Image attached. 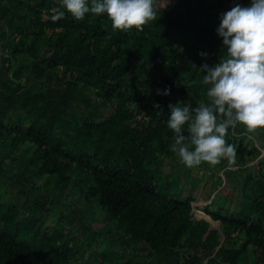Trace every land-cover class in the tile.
Masks as SVG:
<instances>
[{
	"label": "trees",
	"instance_id": "obj_1",
	"mask_svg": "<svg viewBox=\"0 0 264 264\" xmlns=\"http://www.w3.org/2000/svg\"><path fill=\"white\" fill-rule=\"evenodd\" d=\"M192 1L156 0L157 20L125 33L106 14L54 21L58 0H0V178L26 181L9 174L2 158L27 150L25 175L36 169L54 176L60 190L85 194L92 212L85 233L103 214L108 235L115 231L122 248L144 254L120 262L102 251L95 264H264V130L229 129L231 171L227 160L187 168L223 171L225 186L239 189L242 200L217 211L194 203L195 214L194 200L176 198L172 183L156 182L147 165L155 143L173 153L168 105L207 103L193 64L212 66L225 55L216 31L225 6L201 11ZM256 144L263 155L247 167ZM35 189L20 204L0 203V264H81L66 229L37 215L49 201L38 194L32 202Z\"/></svg>",
	"mask_w": 264,
	"mask_h": 264
},
{
	"label": "clouds",
	"instance_id": "obj_2",
	"mask_svg": "<svg viewBox=\"0 0 264 264\" xmlns=\"http://www.w3.org/2000/svg\"><path fill=\"white\" fill-rule=\"evenodd\" d=\"M52 19H63L66 13L76 20L86 14H106L114 31H143L156 21V0H58ZM217 34L222 37L225 55L210 66L203 63L194 69L203 73L207 103L193 107L190 102L169 104L167 127L174 134L171 150L189 169L207 163L215 167L227 160L236 163V149L227 143L229 129L238 125L247 133L264 130V0H251L249 6L236 3L221 14ZM206 56V53H201ZM157 94H161L158 89ZM163 94H169L164 90ZM187 125V135L184 127Z\"/></svg>",
	"mask_w": 264,
	"mask_h": 264
},
{
	"label": "rangeland",
	"instance_id": "obj_3",
	"mask_svg": "<svg viewBox=\"0 0 264 264\" xmlns=\"http://www.w3.org/2000/svg\"><path fill=\"white\" fill-rule=\"evenodd\" d=\"M250 2L251 0H235V3H226L225 0H193L190 5L193 9L201 11L208 9L215 11L225 6L223 10L228 11L236 3L242 6H249ZM98 113L101 115L105 114V106L100 107ZM256 149L258 155H256V158L251 159L247 167H251L258 158L262 157L263 150L257 144ZM11 158L15 159L13 164H10ZM2 159L4 163L9 164L11 167L8 170L9 174L18 172L23 176L22 179H25V177L27 179L26 181L24 180L25 182H19V184L8 178H0V203L3 205L20 204V197L24 192H29V186L36 188L30 192L31 201L34 202L38 194L47 197L49 201L48 206L45 209H41L37 215L44 221L57 220L66 229L68 235L73 237L72 245L78 252V256L81 257V264H95L96 254L102 251L105 255H108V258L117 259L120 262H140L143 260L144 254H139L138 249L121 247L122 241L118 236H115V231L113 232V237L108 235L105 230L110 229L111 226L108 225V221L103 214L101 219L92 224L90 231L85 233L82 225L87 221L89 215L92 214L91 211L88 213L89 210L85 206V194L80 190L72 189L71 186L65 191L60 190L56 187V178L54 176L40 174L36 169L31 173L30 171L26 172L25 175L23 169L24 163L28 159L27 150L23 149L15 154L7 150V154ZM147 161V165L156 182H170L173 185L172 194L176 198L183 201L188 198L194 200L192 208L195 214L197 213L193 207L194 203H201L199 209L206 213V211H217L225 205H228L227 207L233 206L235 201L242 200L239 189L225 186L227 177L223 171L209 172L198 168L189 172L187 167L180 163L177 153H162L156 143L151 146V156ZM233 169V167L226 168L228 171ZM246 192L250 195L248 190ZM211 224L212 227H217V224L212 221ZM93 235L96 236L95 239ZM90 242H92L91 247L89 245Z\"/></svg>",
	"mask_w": 264,
	"mask_h": 264
},
{
	"label": "water",
	"instance_id": "obj_4",
	"mask_svg": "<svg viewBox=\"0 0 264 264\" xmlns=\"http://www.w3.org/2000/svg\"><path fill=\"white\" fill-rule=\"evenodd\" d=\"M216 228H219V225L217 224V227Z\"/></svg>",
	"mask_w": 264,
	"mask_h": 264
}]
</instances>
